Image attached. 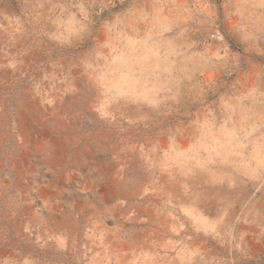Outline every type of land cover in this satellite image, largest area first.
I'll return each mask as SVG.
<instances>
[{"label":"rangeland","instance_id":"obj_1","mask_svg":"<svg viewBox=\"0 0 264 264\" xmlns=\"http://www.w3.org/2000/svg\"><path fill=\"white\" fill-rule=\"evenodd\" d=\"M0 264H264V0H0Z\"/></svg>","mask_w":264,"mask_h":264}]
</instances>
